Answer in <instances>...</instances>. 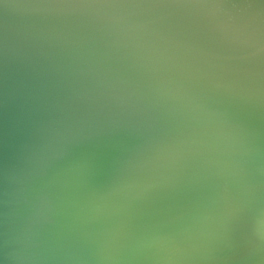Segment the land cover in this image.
<instances>
[{"label": "water", "instance_id": "95a60500", "mask_svg": "<svg viewBox=\"0 0 264 264\" xmlns=\"http://www.w3.org/2000/svg\"><path fill=\"white\" fill-rule=\"evenodd\" d=\"M0 264H264V0H0Z\"/></svg>", "mask_w": 264, "mask_h": 264}]
</instances>
